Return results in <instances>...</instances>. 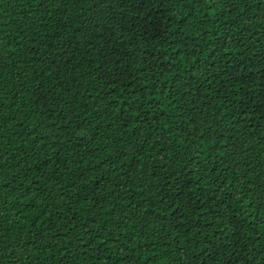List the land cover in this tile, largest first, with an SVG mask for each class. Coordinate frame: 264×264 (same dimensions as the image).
<instances>
[{
	"label": "trees",
	"instance_id": "trees-1",
	"mask_svg": "<svg viewBox=\"0 0 264 264\" xmlns=\"http://www.w3.org/2000/svg\"><path fill=\"white\" fill-rule=\"evenodd\" d=\"M0 264H264V0H0Z\"/></svg>",
	"mask_w": 264,
	"mask_h": 264
}]
</instances>
